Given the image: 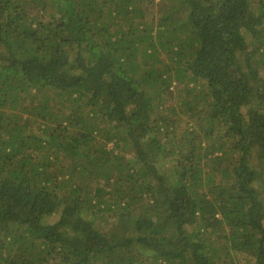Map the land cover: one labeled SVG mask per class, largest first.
<instances>
[{"label":"trees","instance_id":"1","mask_svg":"<svg viewBox=\"0 0 264 264\" xmlns=\"http://www.w3.org/2000/svg\"><path fill=\"white\" fill-rule=\"evenodd\" d=\"M263 176L264 0H0V264H264Z\"/></svg>","mask_w":264,"mask_h":264},{"label":"rangeland","instance_id":"2","mask_svg":"<svg viewBox=\"0 0 264 264\" xmlns=\"http://www.w3.org/2000/svg\"><path fill=\"white\" fill-rule=\"evenodd\" d=\"M111 147V146H110ZM264 178V176H263ZM106 214H103L102 216H98V218H96L97 223L104 229V230H108L109 227L111 226V219L105 216Z\"/></svg>","mask_w":264,"mask_h":264}]
</instances>
